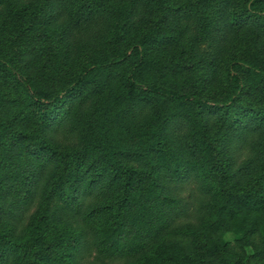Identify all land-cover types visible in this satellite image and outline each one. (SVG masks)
<instances>
[{
	"label": "trees",
	"instance_id": "16d2710c",
	"mask_svg": "<svg viewBox=\"0 0 264 264\" xmlns=\"http://www.w3.org/2000/svg\"><path fill=\"white\" fill-rule=\"evenodd\" d=\"M0 264H264V0H0Z\"/></svg>",
	"mask_w": 264,
	"mask_h": 264
},
{
	"label": "rangeland",
	"instance_id": "374dc122",
	"mask_svg": "<svg viewBox=\"0 0 264 264\" xmlns=\"http://www.w3.org/2000/svg\"><path fill=\"white\" fill-rule=\"evenodd\" d=\"M170 239L172 241H175V242L177 241V242H179V243H181L183 245H187V243H188V239L185 238L184 236H173Z\"/></svg>",
	"mask_w": 264,
	"mask_h": 264
}]
</instances>
